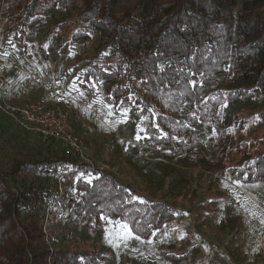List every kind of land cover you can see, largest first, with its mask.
Masks as SVG:
<instances>
[{
	"label": "trees",
	"instance_id": "16d2710c",
	"mask_svg": "<svg viewBox=\"0 0 264 264\" xmlns=\"http://www.w3.org/2000/svg\"><path fill=\"white\" fill-rule=\"evenodd\" d=\"M0 31L1 41L21 46L45 41L50 59L97 44L79 79L103 84L104 100L135 119L142 167L162 159L209 171L206 142L215 132L216 159L239 157L225 171L237 182H264V138L226 131L264 97V0H0ZM58 148L35 141L0 167V264H101L92 239L109 219L143 238L168 228V205ZM57 224L68 225L66 235ZM48 240L71 242L54 248Z\"/></svg>",
	"mask_w": 264,
	"mask_h": 264
},
{
	"label": "rangeland",
	"instance_id": "374dc122",
	"mask_svg": "<svg viewBox=\"0 0 264 264\" xmlns=\"http://www.w3.org/2000/svg\"><path fill=\"white\" fill-rule=\"evenodd\" d=\"M46 47L45 41L38 39L21 46L0 38V75L7 81L0 94V167L9 166L13 157L24 156L35 141H40L16 126L2 103L60 106L68 112L81 139L83 155L72 156L77 163L92 164V168L129 183L175 212L168 228L151 233L149 238L124 222L109 219L102 234L92 239L103 253L101 264H264V182H237L225 171L235 166L239 157L232 152L216 159L221 144L215 132L206 142V155L214 164L209 171L162 159L142 167L135 119L127 110H117L104 100L103 84L79 79L97 44L75 47L51 59L44 54ZM74 65L82 67L75 69ZM252 105L255 109L242 112V125L226 130L237 140L264 138V122L257 114V109L264 110V97ZM19 176L36 180L23 172ZM57 185L62 191L60 177ZM57 226V233L64 230L66 235L68 225H63V230ZM70 242L54 244L48 240L47 244L63 248ZM87 243L82 249L88 248Z\"/></svg>",
	"mask_w": 264,
	"mask_h": 264
},
{
	"label": "built area",
	"instance_id": "2783aa9c",
	"mask_svg": "<svg viewBox=\"0 0 264 264\" xmlns=\"http://www.w3.org/2000/svg\"><path fill=\"white\" fill-rule=\"evenodd\" d=\"M6 84V79L0 75V94L5 90ZM1 106L22 131L34 135L41 142L52 141L66 156L83 155L81 139L74 131L72 120L64 108L47 106L40 102L22 105L3 102ZM91 165L87 164V167L92 168Z\"/></svg>",
	"mask_w": 264,
	"mask_h": 264
},
{
	"label": "snow or ice",
	"instance_id": "6c2138e0",
	"mask_svg": "<svg viewBox=\"0 0 264 264\" xmlns=\"http://www.w3.org/2000/svg\"><path fill=\"white\" fill-rule=\"evenodd\" d=\"M193 84H195V82L193 81ZM125 115H126V113H125ZM140 137H139V135L137 136V139H139ZM124 227H127L126 225L124 226ZM129 235H131V233H129ZM135 239H139V237H134Z\"/></svg>",
	"mask_w": 264,
	"mask_h": 264
}]
</instances>
